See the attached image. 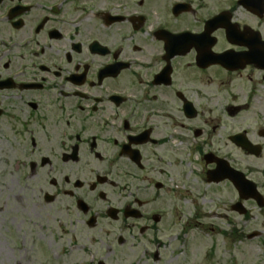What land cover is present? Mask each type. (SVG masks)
<instances>
[{
    "label": "flooded vegetation",
    "instance_id": "af4514ba",
    "mask_svg": "<svg viewBox=\"0 0 264 264\" xmlns=\"http://www.w3.org/2000/svg\"><path fill=\"white\" fill-rule=\"evenodd\" d=\"M262 84V0H0V162L45 184L74 258L102 235L106 256L133 237L161 261L143 244L167 228L163 159L191 147L216 169L229 159L217 106L239 85L255 99ZM225 110L235 117L241 105ZM256 130L260 141L244 129L228 140L260 158L264 123ZM229 161L264 196V166ZM219 183L240 201L229 178Z\"/></svg>",
    "mask_w": 264,
    "mask_h": 264
},
{
    "label": "rangeland",
    "instance_id": "374dc122",
    "mask_svg": "<svg viewBox=\"0 0 264 264\" xmlns=\"http://www.w3.org/2000/svg\"><path fill=\"white\" fill-rule=\"evenodd\" d=\"M239 87L242 92L235 101L229 96L217 106L223 114L224 141L228 143L222 154L233 163L257 170L264 166V154L260 158L248 156L228 140V134L244 129L252 140H261L256 129L264 123V84L258 85L255 99L246 86ZM229 103L241 105L237 116L227 115L225 107ZM7 160L5 166L0 162V264H92L100 259L106 264H264V206L251 199L244 202L247 214L234 211L231 205L237 201L236 195L225 183L207 181L210 165L191 147L163 159L160 178L167 189V228L162 235H148L149 242L143 244L150 251L160 248L161 261L146 260L143 249L132 244L133 237L106 256L110 244L102 235L99 237L106 239L105 243L88 241L87 255L74 258L72 246L77 240L73 243L68 227L56 223L57 217L63 216L54 213L57 203L53 207L45 202V184L27 181L25 172H16L12 161ZM260 180L264 185V176ZM132 232L114 230L111 237ZM253 232L258 235L248 238ZM85 236L92 238L89 231ZM155 239L161 241V247L153 243Z\"/></svg>",
    "mask_w": 264,
    "mask_h": 264
},
{
    "label": "water",
    "instance_id": "95a60500",
    "mask_svg": "<svg viewBox=\"0 0 264 264\" xmlns=\"http://www.w3.org/2000/svg\"><path fill=\"white\" fill-rule=\"evenodd\" d=\"M243 142L247 143L246 141ZM247 149L250 152H256V150L251 147H247ZM208 157L209 155H207V158ZM207 175L209 176V181L212 180L219 181L229 176L231 179H233L235 184L240 187L241 197L246 199H250L251 197H254L259 201V204L261 206L264 205V201L263 200L261 201V196H259V193L256 190V185H254L253 182L247 180L245 175H243V173L237 172L234 169H232L230 164H228L225 160L218 161L217 170L208 171ZM243 185H246L247 187L245 188V186ZM236 208L239 210L240 213H246V209L241 208V204L238 205ZM257 234L258 233L255 232L249 237L253 238Z\"/></svg>",
    "mask_w": 264,
    "mask_h": 264
}]
</instances>
